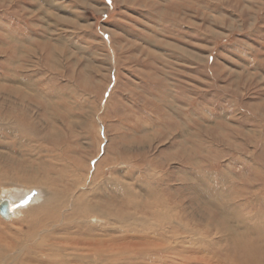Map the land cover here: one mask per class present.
I'll return each instance as SVG.
<instances>
[{
    "label": "rangeland",
    "instance_id": "374dc122",
    "mask_svg": "<svg viewBox=\"0 0 264 264\" xmlns=\"http://www.w3.org/2000/svg\"><path fill=\"white\" fill-rule=\"evenodd\" d=\"M48 187L70 202L53 231L78 193L104 188L101 219L136 218L221 264H264V0H0V197L25 200L0 231L43 230L50 217L27 209ZM205 203L232 212V239L249 231L250 249ZM60 227L51 249L83 248ZM108 251L100 264H198Z\"/></svg>",
    "mask_w": 264,
    "mask_h": 264
},
{
    "label": "bare ground",
    "instance_id": "6f19581e",
    "mask_svg": "<svg viewBox=\"0 0 264 264\" xmlns=\"http://www.w3.org/2000/svg\"><path fill=\"white\" fill-rule=\"evenodd\" d=\"M5 188H7V187H5ZM55 188H53V189H55ZM115 190L116 191H112V192H115V193L119 192V194H126V195L129 194L128 192H124V188L118 187ZM3 191H5V189ZM97 191L101 195H103V194L108 195V192L104 188H102L101 190H97V188H96L93 191H89V192L86 191V192L78 193V195L75 196V198L71 202V205H70L71 206V210H70L71 212H70V214L68 213L66 223L64 222L65 224L63 226H61V227L59 226L60 229L73 230L72 232H74L75 235L78 234V236H83V243H82L83 248L80 247L81 243L77 244V242H76V245H75L74 244L75 238H73V240H71L72 244L69 245V248L72 247L71 250L69 249L70 251H72V254L65 255V254L61 253V251H62V249H61L58 252L59 253V256H58L59 259L58 260L52 259V257L55 256V254L58 255V253H56L53 249H51V247L56 245V243L58 244L57 240H59V239L56 238L58 236L55 235L56 236L55 237L53 235V233L54 232L56 233L58 231L59 227L56 228L55 231L51 230V228L56 225V222L58 220L57 218H59V217L56 218V216L58 213H60L61 206H67L70 202L68 203L69 198L64 197L62 192H60V191L59 192H57V191L53 192L48 187V193L44 194L45 197L43 196V198H41V200L35 199L33 201H30V202H33V206H31V207L29 206L30 207V208L28 207L29 209H27V206L25 207L27 210H29V212L32 213V215H38L39 213H40V215L41 214L45 215L44 216L45 218L43 217L44 220L47 219V217H50L46 220L47 222L44 224V229L40 230L42 228L43 224L39 223L40 222L39 221L36 223L35 222L30 223L29 226H27L26 230H23V227H22L23 224H25V223L19 222L16 224V226H18V227H16L13 224L15 227H14V230L11 231L10 233H7L6 229L4 231H0V233H3L5 236L8 235L7 240H10V247H11V248H8L7 245H5V249H3V247H2L3 250L0 249V264H15L16 263V261L18 260V255H16L15 252L12 253L13 251H11V249L12 250L17 249V251H19V252L20 251L23 252V250H24V252L26 251L27 253H30L28 258L38 262V264H40V263H42V264H92L93 262H95V257L97 258L96 263L100 264L102 261L101 257L104 256V253L107 254V252H109L108 250H111L112 252L115 251L116 253L120 254L121 256H125V255L127 256V254L128 255L129 254L130 255H134V254L138 255L139 252L141 254V253H145L147 251V253L141 254V255H146V254H148L149 250H155L154 254L157 255L158 258L162 261L165 260V261L169 262V260H167V258H168V255H170L171 259L174 258L175 260H182V261L184 259L185 260L184 262H186V263L189 262L191 259H194L195 262L197 261L198 264H202V262H204L206 264H221L220 262L223 263V261H222L223 258L221 260H218L219 258L218 259L217 258H208V257H205L203 255H200V252H198V251H192V250H189L188 248H185V247H183V248H176V247H172V246L168 247L166 244H164L166 239L162 240L164 238H160L161 235L157 234V230L156 231H155V229L150 230L153 233H155V235L153 233L146 234L144 232V230H146L148 226L145 223H143L141 220H137L136 218L129 220L125 217V215H123L122 217H118L116 222L112 221V219H113L112 217H111L112 219L108 218L109 216L106 217L105 219H101V218H103L102 215L105 214L106 209L101 211L98 204L92 203L93 198H95V197H99L101 200H103V203H105L104 198L101 195L95 194ZM13 192L16 193L14 196L4 194L0 198H2V197L9 198L11 200L12 204L15 201L17 202L16 204H19V205L24 204V203L18 201V200H22V198L20 196L22 192L14 191V190L12 191V193ZM22 201H25V200H22ZM205 205L208 206L209 208L218 210L215 212H217L218 217L221 220V224L223 226L227 227V229H226L227 231L225 229L224 230L226 231V233L229 234V236H230L229 238L232 240V242H231L232 244H233V242H237L236 245H238V244L241 245V240H243L245 242L243 237L246 234L248 235L249 231H247V230H243V232L241 234L242 236L241 237L237 236L238 239H234V240L232 239L233 236H235V235H232L234 230L228 229V224H230V221H231L230 218L232 217V212H227L226 209H222V211H221L222 214H221L219 212V208H217L216 205H211L208 203H205ZM13 210H14V213H13L12 218L16 217V215H17V209L15 210L14 205H13ZM138 210H140L139 212L142 213L141 212L142 210L140 208ZM220 214H221V217H220ZM127 217H129V216H127ZM12 218H10L8 221H10ZM93 218H95L96 222L101 221L102 224L101 223H95V224H96V227L98 226L102 231H104L103 235L101 234V236L100 235L98 236L95 233V231L97 232V229H96V227H94L95 224L91 223V220ZM120 218H121V220L118 222V220ZM43 221L41 220V222H43ZM125 221H127V222H125ZM104 222L109 223L111 226L113 224H120V225L118 227L116 226V227H112V228L108 229V228L101 227V225H103ZM105 226L109 227L107 225H105ZM151 227H149V228H151ZM217 229H219V227ZM185 230H186V228H185ZM189 232H191V231H189ZM165 233H167V231ZM169 238L172 239V237H169ZM234 238H236V237H234ZM244 238H246V237H244ZM53 241H54V243H53ZM249 244L246 243L247 247L245 245L244 246L246 248H248L250 246ZM129 245L134 246L136 252L132 248L128 249ZM3 246H4V244H3ZM76 249H78L77 252L75 251ZM248 249H250V247ZM35 251H38L39 253H41V251H44V253L47 252V254L49 253L52 257L49 255V257L46 258V260L37 259L36 257H34L32 255V253ZM112 252H111V254H112ZM155 255H153V256H155ZM157 256H155V257H157ZM125 258H123V259H125ZM111 259H112V256H111ZM149 259H151V257ZM233 262H234V260H233Z\"/></svg>",
    "mask_w": 264,
    "mask_h": 264
},
{
    "label": "water",
    "instance_id": "95a60500",
    "mask_svg": "<svg viewBox=\"0 0 264 264\" xmlns=\"http://www.w3.org/2000/svg\"><path fill=\"white\" fill-rule=\"evenodd\" d=\"M14 213L13 204L9 198H0V218L4 221H8L12 218Z\"/></svg>",
    "mask_w": 264,
    "mask_h": 264
}]
</instances>
